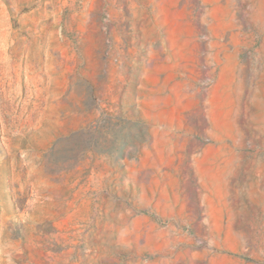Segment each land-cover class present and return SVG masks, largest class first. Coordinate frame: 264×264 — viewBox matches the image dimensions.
<instances>
[{
  "label": "rangeland",
  "instance_id": "374dc122",
  "mask_svg": "<svg viewBox=\"0 0 264 264\" xmlns=\"http://www.w3.org/2000/svg\"><path fill=\"white\" fill-rule=\"evenodd\" d=\"M0 264H264V0H0Z\"/></svg>",
  "mask_w": 264,
  "mask_h": 264
}]
</instances>
